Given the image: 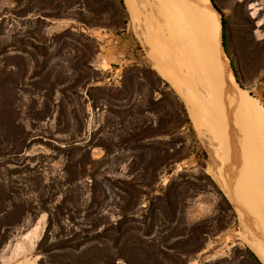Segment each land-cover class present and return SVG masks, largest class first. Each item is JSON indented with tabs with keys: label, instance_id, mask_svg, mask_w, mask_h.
<instances>
[{
	"label": "rangeland",
	"instance_id": "1",
	"mask_svg": "<svg viewBox=\"0 0 264 264\" xmlns=\"http://www.w3.org/2000/svg\"><path fill=\"white\" fill-rule=\"evenodd\" d=\"M162 1L131 0L133 9L139 19V21L137 19V22H134L131 20L130 12L123 0L128 13V22L122 31H113L105 28H86L74 20H48L45 24L39 25V27L35 23L24 19L8 20L9 18H7L5 22L0 23V64H2L1 62L7 56L20 55L23 57L25 55V58H27L28 55L23 53V46L8 47V45H11L9 42L13 40V34L19 30H35L38 36L50 37L54 33H58L72 26L76 31H82L93 37L99 44L98 53L90 62L92 70L88 71L89 76L96 80L89 85L90 87H103L106 85L119 86L124 68L133 64L150 67L170 86L169 82L154 68L153 60L148 54L155 44V34H152L150 30L147 31V28L149 27L155 30L157 25L163 26L162 15L159 14V9L163 5ZM173 1L176 2L177 0ZM187 1L178 0L177 5L182 9L190 8L192 10V0ZM214 1L224 15L227 48L242 88L238 86L240 89L246 90L264 112V0ZM13 6L11 0H0V16L7 14ZM7 17L9 16L7 15ZM37 26L39 28L36 29ZM1 45L7 47L2 48ZM26 51L34 54L31 49L26 48ZM73 55L78 56V51L68 48L65 50L62 49V52L57 53L54 47L51 50V57H48L50 59L48 68H54L58 73L62 74L60 77L61 83H59L54 93V101L58 102L60 98H64L63 95L69 96L73 101L72 104H67L63 100L65 117L58 120L55 114V107L50 104V112L54 111L51 117L41 122L30 118L33 113V108L35 109L37 107L41 111L43 108L46 109V106L42 104L44 98L41 95L43 92L35 89L31 85V80L28 79L22 82L23 85L18 86L19 90L14 91L16 99L0 96V110L3 111V113H0H2V116L5 117L8 111H13L16 108L15 106H19L20 121L24 123L27 129H30L31 135L34 137L31 139H36L24 155L30 158L27 162L31 168H42L47 182H53L51 186H55L57 195L54 196L53 206L51 207L60 204L64 198L71 200L73 204V206L69 203L66 205L68 209H65L64 212L67 216L62 218V222L70 226V223L66 222V219L71 217L74 219L77 228H79L82 225H87L91 220L100 219L99 214H102L103 221H117L116 216L120 213L121 206L124 204V198L126 197L122 192V189H125L126 186L120 183V181H126L132 177L129 171V162L131 155L138 154V151H132L123 146L120 147V143L125 137V129H132L143 122L156 133L155 136L143 142L150 144L149 148L142 151L145 158L156 157L161 150L168 147H172L171 154L180 158L170 168L172 173L167 174L164 172L166 171L164 168L162 172L156 173V176L160 177L162 185H165L169 180L176 178L180 174H185L193 183L205 189V191L201 192L197 190L190 192L192 197L188 199L185 219L189 224L204 220L206 227L211 226L214 229L213 233L206 237L204 248L197 254L192 255L188 263H212L220 258L228 257L235 247L248 248L254 253L246 242L247 236L245 237L246 234L243 230V225L238 219V215L227 194L224 193V189L220 187L219 178H217V175L222 172L227 179L229 177L227 164L230 146L228 140H226L227 138L222 123L216 124L213 129L214 131H207L202 136L198 135L189 119L184 100L172 86L170 88L178 98V101L173 100V102L184 105L189 124H169V135L158 132L161 127L158 109L162 103L155 102V104L148 106L146 102L148 99L147 90L143 91L144 95L142 96H139L137 92H133L131 100L124 98L110 99L107 105L113 110L114 113L112 114L100 111L99 109H93L90 103H86L85 101V90L79 84L75 85L71 71H69L67 59L69 56L71 59ZM6 61L11 62V60L5 59ZM13 61H15L16 66L11 67L12 72L14 74L17 72L20 74L22 72V66H20L19 59L16 58ZM27 61L30 62L31 60L27 59ZM30 63L29 71H31L32 65L34 67V64L32 62ZM71 86H74V88H71ZM67 89L78 92V95L69 93ZM81 94L83 97H81ZM113 96L115 95L113 94ZM20 97L21 99H19ZM221 97L227 100L226 96ZM152 99L153 101H159L160 95L154 93ZM136 105H140L142 109H148L152 112H145L143 118L140 116H127L128 113L136 111ZM227 109L229 108L227 107L222 112L223 119L227 116ZM73 110L76 118L72 116ZM180 119L183 121L184 117L181 115ZM104 122H107V125L98 134L97 130ZM79 129H81L80 136L78 133L76 134ZM62 130L66 131V133H61L60 131ZM171 131H174V133ZM99 137L110 145L112 153L105 155L101 147H94L97 145L95 143L101 142ZM40 139L43 142H39ZM72 140L76 141L75 147H85L83 148L84 150L72 158L71 155H68L70 154L69 151H65L64 154L57 151V148L68 150ZM88 147L90 149L85 151ZM132 147L130 146V149ZM223 153H225L224 158H227V160L223 159L222 161ZM83 154H86V158L90 155L91 159V162L87 164L86 174H90L91 171L93 173L96 172L95 181L97 185L95 184L94 187L93 199L91 198L92 194L90 191L91 179L88 176H83L84 174H82L83 172L81 170L83 166L76 167L78 169L77 173H74L70 167L75 161L81 160V155ZM40 156H44V158ZM19 161H15V163L18 164ZM1 172H5V168H0ZM27 174L34 178L36 176L34 171ZM3 177L6 178L4 175ZM11 177L5 179L7 186L15 185L13 183L14 179L20 178ZM60 178L68 179V181L76 179V181L64 185L62 188L60 187L59 191L56 184H58ZM217 189L229 201L235 219H232L225 203L218 198L216 194ZM48 190L52 192L50 188ZM26 192L28 191L26 190ZM28 198L30 199L31 196L28 195ZM28 198L25 199L23 195L20 196L22 201L26 200V205H33L36 198L31 204L27 200ZM145 198H142V202L145 201ZM92 200L93 207H89L91 209L89 211L87 206ZM218 204L225 209V213L217 215L216 207ZM86 212H88V215ZM92 212L94 213L91 215ZM214 219L217 220L212 221ZM225 224L227 226L224 230H216L217 226H225ZM46 225V212L39 213L33 211V213L26 215L21 224L14 227L8 241L0 247V264H65L66 256H69L68 254H71L72 250L65 248L67 245H60V240L64 239V236L57 234L58 229H53L49 235L50 238L46 246L53 245L50 246L49 252L44 254L38 250V243L44 235ZM88 246L90 245H86L80 249L78 264H98L97 260L92 258L88 259L90 253L84 256L80 255Z\"/></svg>",
	"mask_w": 264,
	"mask_h": 264
},
{
	"label": "trees",
	"instance_id": "2",
	"mask_svg": "<svg viewBox=\"0 0 264 264\" xmlns=\"http://www.w3.org/2000/svg\"><path fill=\"white\" fill-rule=\"evenodd\" d=\"M11 2L14 6L7 14L0 16V23L5 22L7 18H9L8 20L24 19L38 26L45 24L48 20H74L86 28L122 31L128 22V13L123 0H11ZM209 2L220 16L222 46L229 60L233 76L242 88L227 48L224 15L214 0H209ZM38 26L36 29L40 27ZM12 39L9 42L11 45L7 43L8 47L21 45L23 53L28 56L27 58L25 55L23 57L20 55L7 56L5 59L11 60V62H5V59L1 62L0 96L16 99L14 91L19 90L18 86L23 85L22 82L25 79L31 80V85L43 92L41 95L44 98L42 104L48 109L43 108L39 111L37 107L33 108L30 117L32 120L41 122L51 117L54 111L50 112V104L55 107L56 118L59 120L66 116L63 100L67 104L73 102L69 96L65 95L58 102L54 101V93L61 83L60 77L62 76L54 68H48L50 60L48 57H51V50L55 47L57 53L68 48L78 51V56L73 55L71 59L69 56V60L67 59L69 71H71L75 85L79 84L85 90V101L89 102L93 109L112 114L113 110L107 105L110 99L131 100L133 92L142 96L144 95L143 91L147 90L148 99L146 102L148 106L155 102L162 103L158 109L161 125L158 132H161L160 134L169 135L168 126L171 123L175 125L189 124L184 105L173 102V100L178 101L176 94L148 66L133 64L124 68L119 86L90 87L89 85L96 80L89 76L88 71L92 70L90 62L98 53L99 44L93 37L82 31H76L72 26L54 33L50 37L38 36L35 30H19L13 34ZM1 47L6 48L7 46L1 45ZM26 48L33 50L34 54L27 52ZM16 58L19 59L20 66H22L20 74L18 72V74H14L11 70V67L16 66L13 61ZM27 59H30V62L34 64L31 71H29L31 63ZM67 90L71 94L78 95L76 91ZM154 93L160 95L159 101H153ZM81 97H83L82 94ZM15 107L13 111H8L5 117L2 116L3 111L0 110L2 112L0 113V168H5V172L0 173V247L8 241L14 227L21 224L26 215L37 211L47 213V225L44 235L38 243V250L44 254L49 252L50 246H53H46L50 238L49 235L53 229H58L57 234L64 236V239L60 240V245H67L65 248L72 250V253L66 256L65 264H78L79 251L86 245L90 246L80 255L84 256L90 253L88 259H95L98 264H188L189 258L204 248L206 237L213 233L214 228L206 227L204 220L189 224L185 219V210L188 199L192 197L190 192L196 190L201 192L205 189L193 183L185 174H180L162 185L160 177L156 176V173L162 172L163 168L167 174L172 173L170 168L180 158L170 153L172 147L161 150L156 157L149 159L144 157L142 151L149 148L150 144L143 142L156 135L149 126L142 122L132 129H125V137L120 143V147L138 151V154L131 155L129 162V171L132 177L126 181H120L126 186L125 189H122L126 197L120 213L116 216L117 221H103L102 214H99L100 219L91 220L87 225L77 228L71 217L66 219L70 226L62 222V218L67 216L64 212L65 209H68L66 205L69 203L73 206L71 200L64 198L60 204L51 207L54 196L57 195L55 186H51L53 182H47L42 168H31L28 164L27 161L30 158L24 153L30 149L36 139H31L34 137L31 135L30 129H27L20 121V107ZM135 108L136 111L128 113L127 116L143 118L145 112H152L142 109L140 105H136ZM181 115L184 117L183 121L180 119ZM72 116L76 118L74 110ZM106 125L107 122H104L100 126L97 130L98 134ZM60 132L66 133L63 130ZM77 133L80 136L81 129ZM40 140L39 142H43ZM99 140L101 142L95 143L97 145L94 147H101L105 155L112 153L110 145L101 137ZM75 142V140L71 141L68 150L57 148V151L61 154L69 151L68 155H71L72 158L85 148L75 147ZM130 146L133 147L130 149ZM89 149L90 147L85 151ZM40 157L44 158V156ZM13 160L20 161L17 164ZM90 162V155L86 158V154H83L81 160L75 161L70 167L74 173H77L76 167L83 166L81 169L83 176H88L91 179L90 191L93 199L94 187L97 183L95 181L96 172L91 171L90 174H86L87 164ZM32 171L36 174L35 178L27 174ZM63 171L66 172L65 169ZM11 176L20 178L14 179L15 185L7 186L5 179H9ZM73 181L76 179L68 181V179L60 178L56 186L60 191V187L62 188ZM49 188L52 192L48 190ZM216 194L225 203L232 219H235L233 209L224 194L218 189ZM21 195L25 199L28 198V195L31 196L30 199H27L30 204L35 198L36 201L33 205L28 206L26 200L20 199ZM143 197H146L144 202H142ZM87 207L90 211L89 207H93V200ZM216 213L217 215L225 213V209L218 204ZM226 226L227 224L219 225L216 230L222 231ZM209 264L263 263L248 248L235 247L228 257L220 258Z\"/></svg>",
	"mask_w": 264,
	"mask_h": 264
},
{
	"label": "bare ground",
	"instance_id": "3",
	"mask_svg": "<svg viewBox=\"0 0 264 264\" xmlns=\"http://www.w3.org/2000/svg\"><path fill=\"white\" fill-rule=\"evenodd\" d=\"M124 1L131 20L137 22L131 0ZM169 1L163 0L158 8L163 26L155 30L146 26L155 34L148 54L157 72L184 100L198 135L214 131L216 124L224 126L230 146L229 177L219 173V186L243 225L247 244L264 264V112L236 83L221 42L220 17L209 0H192V10L180 8L178 0ZM224 156L222 161L227 160Z\"/></svg>",
	"mask_w": 264,
	"mask_h": 264
},
{
	"label": "crops",
	"instance_id": "4",
	"mask_svg": "<svg viewBox=\"0 0 264 264\" xmlns=\"http://www.w3.org/2000/svg\"><path fill=\"white\" fill-rule=\"evenodd\" d=\"M188 264H191V263H188Z\"/></svg>",
	"mask_w": 264,
	"mask_h": 264
}]
</instances>
